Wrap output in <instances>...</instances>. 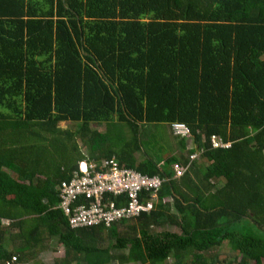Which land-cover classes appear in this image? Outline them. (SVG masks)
<instances>
[{"label":"trees","instance_id":"obj_1","mask_svg":"<svg viewBox=\"0 0 264 264\" xmlns=\"http://www.w3.org/2000/svg\"><path fill=\"white\" fill-rule=\"evenodd\" d=\"M164 124L180 154L138 160ZM112 156L165 178L152 208L69 228L60 182ZM52 236L48 264H264V0H0V264Z\"/></svg>","mask_w":264,"mask_h":264},{"label":"built area","instance_id":"obj_2","mask_svg":"<svg viewBox=\"0 0 264 264\" xmlns=\"http://www.w3.org/2000/svg\"><path fill=\"white\" fill-rule=\"evenodd\" d=\"M171 128L175 135H189L184 123H172ZM210 143L214 147L230 145L214 135L210 136ZM196 157L197 153L192 152L185 164L173 162L170 166L172 176L180 177ZM78 169L81 174L75 173L70 179L62 180L58 187V207L69 228L73 229L95 225L108 227L118 220L148 212L155 201L156 191L165 180L157 174L147 175L121 165L114 156L103 158L100 162L81 161ZM6 264L26 263L16 262L15 256H11Z\"/></svg>","mask_w":264,"mask_h":264},{"label":"rangeland","instance_id":"obj_3","mask_svg":"<svg viewBox=\"0 0 264 264\" xmlns=\"http://www.w3.org/2000/svg\"><path fill=\"white\" fill-rule=\"evenodd\" d=\"M67 124V122H60L59 126L61 127H65ZM165 127H167V132L169 134V138L166 137L165 141H162L161 139L158 141V143L164 144L161 145L159 144L156 147H153L155 149H153L152 147L149 148V150L147 149V147H145L144 152L145 154L141 153V152H137L135 154L136 158L138 160L143 159L145 157H147V155L149 157H153V159L157 158V157H163L165 153H169L171 149V144H173L172 142L174 141V139L171 136V133L168 130V126L167 125H163ZM90 127L92 129H96V130H104V126L103 125H98L96 123H92L90 124ZM171 139V144L169 143V140ZM164 142V143H163ZM82 147L84 146L83 144H81ZM173 148H175V143L173 144ZM84 150H86L85 147H83ZM165 152V153H164ZM146 155V156H145ZM170 199H168L169 201ZM6 222V221H4ZM165 227H167L166 225H164ZM169 228V227H168ZM121 230V228H120ZM172 230H176L173 229ZM10 243H7V245L10 247L9 245ZM45 247L44 249L38 253V255L36 256L35 261H30V262H25L26 264H48L51 263L53 260H55L56 258H60L61 256H63V248L61 245L57 244V240L55 236L50 237L49 239L44 241ZM217 254H220L221 256H226L228 260H232L233 256H234V252L229 248V246L226 243H223V245L219 248H216L215 251ZM171 258L166 259L163 264H171ZM114 264H118V263H114ZM123 264H139L138 262H127V263H123Z\"/></svg>","mask_w":264,"mask_h":264},{"label":"crops","instance_id":"obj_4","mask_svg":"<svg viewBox=\"0 0 264 264\" xmlns=\"http://www.w3.org/2000/svg\"><path fill=\"white\" fill-rule=\"evenodd\" d=\"M172 151L175 152L176 154H178V153L180 154V151H181V150H179V149L177 148V146H176L175 148H173ZM181 153H182V152H181ZM172 179H178V177H173V176H172ZM168 199H170V198H169V197H164V198H163L164 201H168Z\"/></svg>","mask_w":264,"mask_h":264}]
</instances>
